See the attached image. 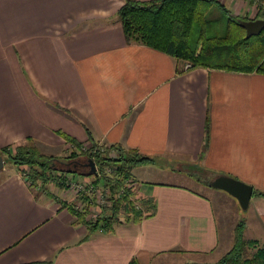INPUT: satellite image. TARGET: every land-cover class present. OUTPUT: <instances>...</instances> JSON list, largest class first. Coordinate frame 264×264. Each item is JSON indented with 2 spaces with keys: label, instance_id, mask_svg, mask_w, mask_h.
Masks as SVG:
<instances>
[{
  "label": "crops",
  "instance_id": "crops-1",
  "mask_svg": "<svg viewBox=\"0 0 264 264\" xmlns=\"http://www.w3.org/2000/svg\"><path fill=\"white\" fill-rule=\"evenodd\" d=\"M220 1L259 16L252 2ZM123 2L0 0V148L30 137L58 152L66 136L87 141L88 127L98 145L155 159L132 168L141 217L91 232L73 213L77 194L58 198L16 165L1 169L0 264H215L232 245L216 200H237L197 173L264 191V73L185 68L128 40ZM140 166L144 177L133 172ZM244 218L264 247L263 195L252 192Z\"/></svg>",
  "mask_w": 264,
  "mask_h": 264
},
{
  "label": "trees",
  "instance_id": "trees-1",
  "mask_svg": "<svg viewBox=\"0 0 264 264\" xmlns=\"http://www.w3.org/2000/svg\"><path fill=\"white\" fill-rule=\"evenodd\" d=\"M213 3H218L228 13L225 33L219 36L208 35L205 28V12ZM259 9L260 7L258 14ZM117 17L128 40L143 43L178 60L189 62L190 67L264 73V28L258 34L246 37L238 18L249 17L233 14L220 0H124L117 10ZM194 24L199 25L200 31L193 36ZM205 126L207 138L209 123ZM86 132L89 142L87 152L81 148L82 141L66 136L68 141L78 147L79 152L65 157L46 154L40 151L35 140L28 137L12 147L3 146L0 154L4 157V165L6 162L16 165L30 186L42 189L47 183H56L60 187H67L68 177L71 178L68 172H78L84 177L92 176L96 185L101 182L104 187L109 188L110 203L94 219L86 218L89 208L87 205L73 210L77 221L85 223L90 232L99 226L109 229L119 220L121 209L125 219L141 217V211L134 207L128 194L118 191L126 179H133L134 166L153 162L155 159L135 148H123L119 145L105 148L93 142L88 127ZM112 148L115 155H111ZM83 157L84 160L93 159L96 174L88 173L85 167L73 168L67 164L77 160L85 163L81 159ZM71 158L73 159L69 160ZM25 167H28L26 172ZM108 167L111 169L110 173L107 172ZM253 193L264 196V191L253 189ZM85 201L87 198L83 197V202ZM243 228L244 222L241 219L233 228L230 249L215 264H264V247L259 246L256 239H244ZM247 246H254L256 249L246 255L244 249Z\"/></svg>",
  "mask_w": 264,
  "mask_h": 264
},
{
  "label": "rangeland",
  "instance_id": "rangeland-1",
  "mask_svg": "<svg viewBox=\"0 0 264 264\" xmlns=\"http://www.w3.org/2000/svg\"><path fill=\"white\" fill-rule=\"evenodd\" d=\"M261 1H263V0H260V2H259V7L261 9V12L258 14L259 15L258 17H260L261 15H264V6H263L264 3H262ZM205 16L207 17V22H206L205 28H206V33L208 35H218L219 36V35H223L225 33L226 26H227V22H228V13H226L225 11H223V9L220 8V6H219L218 3L211 4L209 6L208 10L205 12ZM199 31H200L199 25L198 24H194V26L192 28V33H193L192 35L193 36L194 35H197L199 33ZM37 146L43 152L46 151L47 153H49L48 151H50L46 147H44L42 145H37ZM88 146H89V142L88 141H84L82 143V147L81 148H82L83 151L86 150V152H87ZM50 152H52L54 156L65 157V156H70L71 154L73 155L74 153L79 152V149H78V147H76L71 142L68 146H66V148L62 149L61 151H58V152H56V151H50ZM57 153H59V154L57 155ZM111 155H115V153H111ZM72 159L73 158H71L69 160H72ZM81 159L84 160V157L81 158ZM84 161L86 162L87 160L85 159ZM12 167L13 168H16V166L13 163L6 162V164L3 167L5 169H3L4 171H2L1 175L5 174L4 172L8 171ZM27 168L28 167H25V169H24L25 172L27 171ZM85 168L87 169V171L89 170V166L88 165ZM146 168L145 167H142V166H140L139 168L136 167L135 169H133V172H136L137 173V176H139V177H144V175L147 174L146 173ZM197 174L199 175L200 178H203L205 180L210 179L212 177L211 176L212 173L211 174H208V172H206L204 170H202L201 172H198ZM68 175L70 177H72V179H75V180L78 179V180H81V181H90V182H92V180H93L92 179L93 178L92 176L84 177L82 174H79L78 172H73V173L68 172ZM98 185H101L102 186L101 182H98ZM186 185H192L194 189H199V186L196 185V184H194V183L193 184L189 183V184H186ZM87 186H88V184H87ZM45 187H46V188H44L45 190L46 189H48V190L49 189L50 190L52 189V191L54 193H55V191L56 192H59L60 195H59L58 198H60V196H62L61 194L63 192L66 193L65 198L72 197V196L75 195L74 194V190H72L71 187H69V186H67V187L62 186V187H60L56 183H54V184L47 183L45 185ZM88 189H89V187H86L85 189H83V193L81 195H79L78 198L80 197L83 200V197L86 196V194L84 192H88L89 191ZM133 191H134V189H133ZM201 191H204V189L201 190ZM90 192H92L91 189H90ZM105 198L107 199V195H104V199ZM60 200H62V199H60ZM78 201H79V199H77L76 201H74L73 204H71V206H73L75 203H78ZM85 203H86V201L81 205V208H83L85 206ZM99 204L100 205H94L93 208H92V206L90 208H88V213L86 215L88 218L94 219L96 216L95 217H91L90 215L92 213L97 212V210H101V209L103 210V207L104 206H108L109 205V202H104L103 204L102 203H99ZM215 205H216V208L218 209V211L220 210L221 212H225L228 215V220L230 222L228 224L230 225L229 227L232 228V241H233V228H234L235 224L239 220L242 219L243 222H244V228H245V218H244V214L246 213V209L241 208L239 206V204L237 203V201L234 202V201H230L229 199L227 201L226 200H223V199L222 200H216V204ZM74 210H76V209L74 208ZM118 218H119V220L125 218L124 217L123 209L120 210V213L118 214ZM220 228L222 230L224 228V224L222 222H221ZM244 228H243V238L244 239H250L251 237L254 236L253 235V229L251 227L250 228H247L246 230ZM228 232H230V229H227V234H228ZM258 244H259V242H258ZM259 246H261V245H259ZM230 247L228 248V250L230 249ZM253 249H256V248L254 246L253 247L247 246L244 249L245 250L244 253L246 255H250L252 253Z\"/></svg>",
  "mask_w": 264,
  "mask_h": 264
},
{
  "label": "water",
  "instance_id": "water-1",
  "mask_svg": "<svg viewBox=\"0 0 264 264\" xmlns=\"http://www.w3.org/2000/svg\"><path fill=\"white\" fill-rule=\"evenodd\" d=\"M239 24L245 29V36L249 37L258 34L264 28V17L238 18ZM89 166L88 173L96 174V166L92 158H88L84 163ZM4 167V157L0 154V171ZM71 171V170H68ZM210 186L221 189L233 196L241 208L246 209L253 192L251 184L243 182L227 174H215L207 182Z\"/></svg>",
  "mask_w": 264,
  "mask_h": 264
},
{
  "label": "built area",
  "instance_id": "built-area-1",
  "mask_svg": "<svg viewBox=\"0 0 264 264\" xmlns=\"http://www.w3.org/2000/svg\"><path fill=\"white\" fill-rule=\"evenodd\" d=\"M246 1L252 2V4H254L257 7L259 6V2H260V0H246ZM261 2L264 3V0L261 1ZM184 67L185 68L190 67V63L189 62H185L184 63ZM110 171H111V169L108 168L107 172L110 173ZM87 184H88V186H87ZM135 185H136V182L134 181V179H126L124 181V183H123V186H121L119 188L118 192L119 193H123V194H128V199L133 201L132 203H133L134 207L136 209H139L140 211H142L140 204L137 201H135L134 199H132V196H131L132 195L131 193H132L133 189L136 188ZM68 186L71 187L72 190H74V194L75 195L77 194V196H79V195H81L83 193V189H85L86 187H89V189H88L89 191L88 192H84L86 194L85 197L87 198V201H86L85 205L89 206V208L91 206L93 208L94 205H100L99 203L103 204L106 201L107 202L110 201V198H109L110 190H109V188L104 187L103 185L102 186L98 185V184L96 185V183L93 182V180H92V182H90V181H81V180H78V179L77 180L72 179V177L69 179V177H68ZM90 189L92 190V192H90ZM129 190H131V191H129ZM128 191H129V193H128ZM104 195H107V199L106 198L104 199ZM83 203H84L83 200L79 197L78 203H75L73 205V207L76 210L82 209L81 205ZM99 212H100V210H97V212H95V213L91 212L92 214L90 216L91 217H95L96 214H98ZM86 218H88V217L86 216Z\"/></svg>",
  "mask_w": 264,
  "mask_h": 264
},
{
  "label": "flooded vegetation",
  "instance_id": "flooded-vegetation-1",
  "mask_svg": "<svg viewBox=\"0 0 264 264\" xmlns=\"http://www.w3.org/2000/svg\"><path fill=\"white\" fill-rule=\"evenodd\" d=\"M67 164L68 165L70 164L73 168H80V167H86L87 166L80 160L68 162Z\"/></svg>",
  "mask_w": 264,
  "mask_h": 264
}]
</instances>
